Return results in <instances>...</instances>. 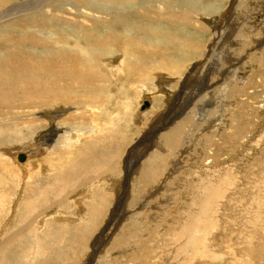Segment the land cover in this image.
Wrapping results in <instances>:
<instances>
[{
  "label": "bare ground",
  "instance_id": "bare-ground-1",
  "mask_svg": "<svg viewBox=\"0 0 264 264\" xmlns=\"http://www.w3.org/2000/svg\"><path fill=\"white\" fill-rule=\"evenodd\" d=\"M231 4V0H0V168H2V171H5V174L11 173L9 168L13 165L19 168L20 164H17V161L15 162L17 160L16 157L19 155L18 152L30 153L31 155L32 150L37 148L34 149L33 147L41 145L35 139V135L39 133L38 130L41 128L48 125L50 128H54L59 123L58 121L68 126L62 134L58 135L53 147V143L47 146L44 143V163L47 161V170L53 176L48 178V189L40 182L35 183L33 187H29L30 192L28 197L23 198L16 193L21 191L22 186L14 185V179L11 174L8 177L5 176L6 180L12 181V187L15 190L18 189L14 194L13 201L11 200L12 205L8 207L3 220L2 218L0 219V237L4 234L9 221L14 218L13 215L17 214L19 206H21L22 210L19 215L20 223L26 221L27 217L30 219H27L28 221L18 228V234L27 231L29 228L35 230L38 227V223L42 225L43 219L48 215L38 214L37 211L36 214L38 215L36 217L32 215L33 210L36 209L35 203L37 202L35 201H38L44 194L47 195L50 192V185L54 186L57 190V193L52 197L53 201L57 200L61 202L65 199L63 197L67 195V192L69 193V189L75 185L78 179L81 180L80 176L84 175L82 172L84 167L81 162L86 154L95 152L92 151V143L98 142L102 138L101 135L106 137L108 134L111 135V133L116 134L117 129L113 127L117 126L121 121L127 125L125 122L128 118H131L139 127L141 122L138 120L143 119L144 113H150V117L151 114L152 116L155 114H153L155 110L154 106H157L160 98L164 99L165 102L168 100V97L162 94L154 95L152 98L148 96L144 97V99L140 98L142 99L141 102H135L137 103L135 105L137 106L136 111H138L139 106V111L146 110L150 104L151 108L149 107L146 112L137 113L132 108V105H134L135 94L138 90L146 87L149 88V86L153 85L160 88L162 84L169 81L172 82L170 77L176 75L178 79L175 81L174 86L171 83L163 89V93L166 95H175L176 85L181 81L182 76L188 72L189 66L204 54L206 46H208L207 43H203L202 38H204L207 31L210 32L219 25L220 19L224 17V20L227 21L228 15L232 14L231 7L228 8ZM262 8L264 10V3H262ZM216 13L217 15L220 13V18L217 22ZM242 26H246L245 23ZM254 28L255 26H251L250 32H248L253 41L252 45L249 44L251 47L249 45L244 46L246 36L242 33L236 35L237 38L234 39L237 45L245 47L244 49L241 48L243 54L247 52V47H250L246 58L250 61L252 68L244 77L253 79V83L250 86L252 92L245 91L247 82H244V80L246 79L237 76L232 71L224 74V67L220 62L211 64L210 67L214 71L211 74L216 73L224 80V84L221 87L219 86V89L222 88V94L221 96L219 95L220 99L216 95L218 89L214 88L203 95L205 98L208 96V99L201 101L199 99L200 105H197V111L194 112V110L188 109V113H182L181 110L172 112L166 119L168 125H165L162 131L156 134L158 136H156L158 141L156 147L154 146L155 148L146 154L140 166H136L132 178L128 177V179L133 180L134 189H132L134 191L144 182L150 181H153L152 183L156 187L158 186L157 189L163 187L162 185L166 187L170 186V184L159 182H169L165 179L166 176L173 180V182L183 181L186 185H184L186 188L183 192V200L187 201L189 205H183L184 207L188 206L185 211L183 209V217L180 216V219H170V222L173 223V228L171 226L173 235H165L162 233L163 229L158 233L163 236L164 241L161 243L170 244L172 248L171 252L173 250V253L170 252V259L161 260L165 264H245L248 257H257L255 253H263L264 245L261 247L258 244L256 245L258 241L255 240V242L254 237L255 234L259 236L258 234L264 233V134L258 136V138H254L255 134H258V131L251 132L242 127L239 123L240 118L236 119L232 113L233 110L229 112L228 118H219V114L215 116L209 110L212 108L218 109L224 102H230L229 100L235 97L236 102H239L240 97L243 98L244 95H251L250 99L255 103L259 102L258 93L261 90H255L254 88L257 86V82H259L256 77L257 73L262 78V84L264 85V26L261 27L262 34L259 32L260 36L255 34ZM233 53L234 50H228L225 54L227 56L226 61H228V65L230 64V66L233 65L232 59L235 58L229 54ZM214 54L216 55L215 52ZM257 65H259L258 69H256ZM209 70L210 68L207 72ZM235 70L238 71L236 68ZM167 76H169L170 80L167 79ZM193 78L196 79L194 76ZM190 79L189 76L187 81ZM193 81L190 83H193ZM226 82L230 87L236 83L238 85L242 83V85L228 88L225 84ZM224 85L228 90L224 89ZM209 86L210 82L206 80V83H202L201 86L196 87V92L202 94L206 89H209ZM191 87L193 90L194 85H191ZM202 89L204 90L202 91ZM226 92L230 97L226 98L228 100H223L222 98H225ZM200 93L197 94L198 98L199 96L201 97ZM191 99L190 105L194 107L195 103ZM218 99L220 104H218ZM143 101H148V104L144 108H141ZM188 101L186 102L188 103ZM110 105L116 106L113 108V111H108ZM43 108L47 109L42 111ZM164 108L166 107L162 109ZM192 109L196 110V108ZM255 110L262 115L259 107ZM157 113L158 110L156 109V116ZM111 114L112 116L119 115V117L117 116L118 122L114 120L117 125L112 122L113 120L111 121L115 125H112L113 129H109V125L105 126L106 122L113 118H110ZM151 119L154 120L153 122H156L155 118ZM201 119L202 121L200 122ZM196 121L200 122L201 129L199 130L201 132L204 131L205 136L209 137V134H213L210 136L212 139L219 138L221 140L222 136L226 134L228 142L235 148L231 154L232 156L227 157L229 159L226 157L221 158L218 162L213 161L214 163L208 161V163H203L205 166L201 165V163L199 164L198 161H195L196 163L191 161L193 163L191 169L188 165L189 171L187 169L183 177L180 176L181 178L176 180L179 175L172 178V174L177 171L180 162L178 159L177 161L175 159L172 163L168 164L165 155L169 152L173 153L171 151L172 148V150L175 149L183 155L190 153L192 149L191 142L193 141H189V135L192 128L194 129V126L197 125V123H194ZM123 123L120 125H123ZM188 125L190 129L187 127ZM260 127L261 129L263 128L262 126ZM53 130L51 131L52 138L57 133L56 130L55 133ZM187 130L189 131L188 133ZM82 137H85L89 141L86 146L84 145L85 143H81ZM191 138L193 137L191 136ZM19 142H22L21 145L18 147L19 144H17L16 147H21V150L15 152L12 145ZM212 143L214 144L213 140ZM78 144H80L79 147ZM207 144L208 142L201 141L200 146L202 148L197 150V152H204ZM51 151L54 153L51 154ZM165 152L166 154H164ZM49 154L51 155L49 156ZM20 157L25 160L28 155L27 157H24L22 154L19 156V162H23L24 160L20 159ZM80 158H82V161H79ZM120 160L119 163L121 162ZM209 163H211V166L207 167ZM119 166L121 167L122 165L119 164ZM43 168L40 169L41 172ZM108 169L107 171H109ZM22 171H24V168H22ZM125 171L127 172V170ZM119 173L122 172L120 171ZM25 174L20 175L22 179ZM130 179L128 180L129 183L131 182ZM111 180L113 181L114 178ZM112 181L110 184H114ZM250 181H252L251 184ZM120 182L117 181V184L115 183L112 186L114 190L113 197L109 196V198H114L115 194H119L120 189H122ZM183 182L181 183L183 184ZM107 184L109 185V183H106V186ZM108 187L111 186L109 185ZM150 187L148 188L150 189ZM163 191L166 192L164 189ZM104 193L106 194V192ZM104 193L102 194L103 196L108 195V193L107 195H104ZM131 193H129V196H131ZM97 194L99 195V193ZM236 196H238V201L235 200ZM18 197L20 204L17 203L18 201L14 203V200H17ZM107 200L105 201L107 202ZM43 201H45L44 197L40 202ZM0 202V206H3V198ZM74 202L76 203L77 201ZM52 216L56 220L55 222L64 220L58 214ZM66 216L64 215V217ZM135 218L137 219V217ZM73 219L70 220L73 221ZM239 223L241 230L238 232ZM218 225L220 226L219 228ZM83 226L78 225L75 229H84ZM150 227H148V231H150ZM9 228L11 230V227ZM154 228H156V223L152 222V230ZM167 228L166 230H168ZM58 229L61 230V228ZM171 229L169 228V231ZM130 230L133 231L134 229L131 228ZM259 230L260 233H258ZM80 232L81 235L84 233ZM11 235L6 236L5 241H0V246L7 244L10 239H14ZM1 238L3 239V237ZM214 238L215 240L217 239L218 245L223 247L222 249L219 247V249L226 251H220V253L218 251V254H214L216 250L215 246H213L215 245L213 242ZM263 238L264 234L263 236L261 235L262 240H264ZM16 239L19 240L18 237ZM157 240H159V237ZM105 242L101 241L100 246L103 247L102 245ZM160 244L158 245L161 246ZM39 246L41 245H36V249H33V257L28 256L29 250L28 254L20 256L19 264H33L32 260H36L34 257L38 253L37 250L41 249L43 252V248H39ZM241 249L244 252L242 255L245 256H239L238 258L237 255L242 251ZM162 250L165 251V249ZM209 253L210 255H208ZM191 255H202L203 260L197 261ZM139 256L141 257L142 255ZM163 256L166 257V255ZM209 256L210 258L207 260ZM157 257H160V255ZM156 259L153 256L149 259L145 258L147 261L144 264H156L158 262ZM139 262L141 263V261ZM158 263L161 264L160 260Z\"/></svg>",
  "mask_w": 264,
  "mask_h": 264
},
{
  "label": "rangeland",
  "instance_id": "rangeland-1",
  "mask_svg": "<svg viewBox=\"0 0 264 264\" xmlns=\"http://www.w3.org/2000/svg\"><path fill=\"white\" fill-rule=\"evenodd\" d=\"M235 1L231 0L232 4L230 6H228V8L231 7L230 10H231L232 14L230 13L228 15L229 18L227 19V21L224 20V17L222 19H220L219 20L220 22L218 23L219 25H217L215 28H213L212 31H210V32L207 31L204 38H202L203 43H207V45H208V46H206L207 48L205 49V52L202 55L203 57L201 56L202 58L201 57L198 58L197 60H195L192 63V65L189 66L188 72H186V74H184L182 76L181 81L176 85V91L174 93L175 95H171V94L166 95L165 93H163L164 92L163 89L166 88L167 85L171 84V83L174 86L175 81L178 79V76L176 77V75H173L172 77H170L172 82L169 81L170 78H169V76H167V79H169V80H166V81H169V82L162 84L160 88L158 86L156 87L155 85H153V86H149V88L146 87V88H144L142 90H138V92H136V94H135L136 99L134 100V105H132V108L135 111L137 110V108H136L137 106H135V105H137L138 101L141 102V100L144 99V97L148 96V97L152 98L154 95L157 96L160 94L168 97L167 102H165L164 99L160 98L158 103H157V106L156 105L154 106L155 110H154L153 114L155 113L154 114L155 116L154 115L152 116V114H151V117H150V113H147L149 115L144 113L145 116L143 117V119L138 120L139 122H141L139 124V127H138V125L136 123H134V121L131 118H128L127 121L125 122L127 125H125L123 123V121H121L117 125L116 121H114V120H117V122H118L117 116L119 117V115H115V116L113 115L112 116V114H113L112 113L110 115V118L111 117H113V118L109 119L106 122L105 126L109 125V127H108L109 129H113V128L115 129L116 128L117 129V132H115L116 134L111 133V135L108 134L106 137L104 135H101V137L102 138L104 137V139L101 138L98 142L95 141L96 142L95 144H97V145L92 143L93 144L92 145V151H95V152L86 154L85 157H83V161L81 160L82 158L79 159V161L80 160L82 161L81 163H82V166L84 167V170L82 171L84 173V175L80 176L81 180L78 179L77 182L75 183V185L69 189V193L67 192V195L63 197L65 199L61 202H58L57 200L53 201L52 197H54V195L57 193V190L54 186L50 185L49 186L50 192H48L47 195L46 194L43 195L45 201L40 202V200L42 201L43 197L38 199V201L37 200L35 201V202H37V203H35L36 209L33 210L32 215H35L34 217H36L39 213L41 215L42 214L48 215L43 219L44 221H43L42 225H40L38 223V227H36L35 230H32L29 228V229H27V231H23L22 233L18 234L17 233L18 228L20 226L24 225L28 221L27 219H30V218L27 217L26 221L20 223L19 215H20L22 210H21V206H19V204H20V202L18 201L19 197L17 200H14V203H16L18 201L17 203H19V204H17V205L19 206V209L17 211V214L13 215L14 218H12V220L9 221L8 226H6V229L4 230V234L1 236V237H3V239L0 237L1 238L0 241L1 242L5 241L6 236L11 235V234H12L11 237H13L15 240L12 239L13 240V243H12V240L10 239V241H8L7 244L0 246V264H19L20 256H22L23 254H26L28 252V250L31 252V253L28 252L29 254L27 253L28 256L33 257L34 254L32 255V252L36 249V245H41V246H39V248L42 247L43 252L41 249L37 250L38 253L35 255L36 257H34L36 260H32L33 264H73V263L74 264H96V263L97 264H101V263L102 264H134V263L135 264H144V262L147 261V260H145V258L149 259L152 256L154 259L157 258L156 261L159 262V260H160L161 264L162 263L165 264V262H163L161 260L170 259V254L173 253V250L171 252L172 248L170 247V244L168 245L165 242H164V244L161 243L162 241H164L162 238L163 236H161L158 233H160V231L163 229L162 233H164L165 235H167V236L173 235V231L171 229V226L173 225V223L170 222V219H174V218L180 219V216L183 217L184 211L187 209L186 207H188V206H185V207L183 206V205L188 204L187 201L183 200V195H184L183 192H184V189L186 188L185 183L183 181H181V182H183V184L180 181H176V182L174 181L173 182V180L167 178L168 176H166V178L165 177L164 178L167 179L169 182H167V181L166 182L159 181V182L164 183V184H170V186L168 185L166 187V186L162 185L163 187L157 189L158 186L156 187V185L152 183L153 181H150V182H144L143 184L140 185V187L137 190L134 191L133 190L134 184L132 183L133 180L129 178L131 181L129 183L128 177L132 178V176L134 175L133 173H134L136 166L137 165L140 166L142 164L146 154H148V152H150L151 150H153L156 147L157 142H158L157 141L158 136L156 134L159 133L160 131H162V128L165 125H168V123H166V121H167L166 119L168 118V116L170 114H172V112H174L175 110L176 111L181 110L182 113H185V112L188 113L189 110H194V112L197 111L198 106L200 105V101L209 98L208 96H206L207 98H205V96H203V95L205 93H208L209 91H212L214 88L218 89V93L216 95L220 99V96L222 94V92H221L222 88L219 89V86L221 87L224 84V80L222 78H220L216 73L211 74V72H214V71H212V69L210 67L211 64L216 63V62H220L222 64V66L224 67L223 68V70L225 71L224 74H228L229 71H232L237 76H240L243 79H246V80H244V82H247V86L245 88V91L246 92H252V88L250 86L253 83V81H252L253 79L252 78L247 79L244 77L245 75H247L248 71H250L252 68L250 61L246 58V56L248 55V52L250 51V47L253 44V41L250 38V33H248V32H250L249 29L251 28V26H255V28L253 29V31H255V34H257V36H260L262 34L261 27L264 26V10L262 8V3H264V0H235ZM236 3H237V5H236ZM152 10H156V9H152ZM247 10H248V12H247ZM219 14L218 15H217V13L215 14L216 15V22L220 18ZM225 18H226V15H225ZM204 19H205V17H204ZM232 23H234V24H232ZM243 23H245L246 26H242ZM249 23H251V24H249ZM224 26H226V27H224ZM230 27H231V29H230ZM234 28H236V29H234ZM243 28H245V29H243ZM259 32H261V34H259ZM239 33H242L244 36H246V39H245L246 43L244 41L245 47L248 46L249 44H251V45H249L250 47H247L248 48V49H246L247 52H245L244 54H243L242 49H244L245 47H241L234 42V39L237 38L236 35H238ZM261 40H260V42H261ZM208 41H209L210 45L208 44ZM214 42H215V44H214ZM254 46H256V45H254ZM220 48H221V50H219ZM210 49H211V51H210ZM228 50H230V51L234 50L233 54H229V55H232L233 58H235V59H232L233 62L235 63V64L233 63L232 66H230V64L228 65V61H226L227 56L225 54ZM214 52L216 53V55L214 54ZM221 56H223V57H221ZM191 67H194V68L191 69ZM209 68H210V70L207 72V70ZM235 68L238 69V71H236ZM258 68H259V65H257L256 69H258ZM263 71H264V69H263ZM257 74H256V77H257L259 82H257V86L254 89L255 90H257V89L261 90L258 93V95H259L258 101L259 102L255 103L252 99H250L251 95L250 96L244 95L243 98L240 97L239 102H236V97H235L234 99L229 100L230 102H228V101L224 102V104L220 105V107L218 109H215V108L209 109L211 114H213L215 116L217 114H219L220 115L219 118H223V117L228 118L229 112L231 110H233L232 113L236 117V119L240 118L239 123L242 127H245L246 130L251 131V132H254L256 130L258 131L259 135L256 133L254 138H258V136L264 134V125H263L264 124V116H263L264 115V97H263L264 96V85L262 84V80H261L262 78L259 77L260 75L258 76ZM189 76L191 79L189 81H187V78ZM193 76L196 77V79H194ZM203 76H204V78H203ZM228 79L230 80V78H228ZM198 80H200V81H198ZM206 80L210 82L211 88L209 86V89H206L202 94L200 92H196V89H197L196 87L201 86L202 83H206ZM192 81H193V83H190ZM196 83H197V86H196ZM186 84H187V86H186ZM225 84L228 88L230 87V86H228L227 82ZM240 84L242 85V83H240ZM191 85L192 86L194 85L193 90H192ZM241 85H238V83H236V84L232 85L230 88L241 86ZM227 87L225 88V85H224L225 90H228ZM159 90H161V91H159ZM203 90L204 89H202V91ZM141 91L144 93V95ZM198 93L201 94V97L199 96V98L197 96ZM249 94H251V93H249ZM229 97H230V95L227 94V92H226L225 98H222V99L224 100V99L229 98ZM140 98H142V99H140ZM190 99L193 103H195L194 107L192 105H190ZM199 99H200V101H199ZM219 99H218V104H220ZM226 100H228V99H226ZM136 101H137V103H135ZM186 101H188V103ZM173 104L175 105V107H173V109H170L171 105H173ZM184 105H185V107H184ZM110 106L112 109L110 108ZM110 106L108 108V111H113V108L116 107L114 105H110ZM139 107H138V111H139ZM149 107L151 108V104ZM149 107L144 111H139V112L136 111V112L137 113L146 112V111H148ZM163 107H166L167 109L166 108L162 109ZM258 107H259V110L262 111V115H260L261 113L256 112L255 109ZM192 108H196V110L192 109ZM229 108H231V109H229ZM45 109H47V108H43L42 111H44ZM156 109L158 110L157 116H156ZM160 109L162 110V112ZM257 115H258V117H257ZM141 116H143V115H141ZM147 117H148V119H147ZM151 118H155L156 122H153L154 120ZM109 121H110V123H109ZM111 121L114 122V124L117 126L113 125V123H111ZM201 121H202V119L200 120V122ZM58 122L59 123L56 124L54 126V128H52V127L50 128L48 125L46 127L41 128L40 130H38L39 133H37L35 135V139H37L38 144H41V145L40 146H34L33 147L34 149L36 147L37 148L35 150H32L31 155H30V153H23L21 151L18 152L19 150H21L20 149L21 147L20 148H18V147L21 145L22 142L16 143L15 145H12L13 150H15V152L19 153V155L16 157L17 160H15V162L17 161L16 163L20 164V167L18 168L16 165H13L12 167L9 168V170L11 171L10 174L14 179L13 180L14 185H20V186H22V189H21V191L16 192L18 188L15 190L12 187V183H11L12 181L6 180V177L10 176V174H5V171H2V168H0V194H1L0 200L3 198V202H4V205L0 206V209H1L0 219L2 218V220H3V216H5V214L7 213L8 207H10V205H12L11 200L13 201L14 196H15L14 195L15 192L17 193L18 196H22L23 198L24 197L27 198L29 195V192H30L29 187H33L35 185V183H38V182L42 183L44 185V187H46V189H48L47 188L48 187L47 182H49L48 178H51L53 176H51L49 170H47V168H48L47 161H45V163H44L43 158H44L45 152L43 151V148H45L44 143H46V146L51 145L53 143V145H52V147H53L56 139L58 138V135L62 134V132L65 129H67V127H68L67 125L62 124L60 121H58ZM200 122H198V121L194 122L195 124L197 123V125L196 126H194L195 124L193 125L194 129L192 128L191 134L189 135V137H190L189 141H193V142H191V144H192L191 148L192 149L190 150V153L183 155L182 153H180L179 151H177L175 149L172 150L173 148L171 149V151H173V153H170V152L167 154H166V152L164 153V154H166L165 159H166V161L168 160L167 161L168 164L172 163V161L175 159H176V161L178 159V161L180 162V165L177 168V171H175L172 174L173 175L172 178L179 175V177H177L176 180H179V178L183 177L184 173L187 172V169L189 171L188 165L191 169L192 164L196 163L197 161L199 164L201 163V165H204L205 163H208V161L218 162V160L221 158H225V157L227 158L228 156H232L231 154H232L235 147L230 145V143L228 142V138L226 137V134H224L222 136L221 140L219 138H217L218 140L212 139V137H210V136L213 134H209V137L206 135L208 138L207 139V138H205L206 136L204 135L205 132L204 131L201 132L199 130V129H201ZM122 123L124 126L120 125ZM112 125L115 127H113ZM118 126H119V129H118ZM260 126H262L263 128L261 129ZM187 127L190 129L189 125ZM120 128H122V129H120ZM52 129H54L53 130L54 133H55V130L57 131L56 135L53 138H52V134H51ZM188 130H187V133L189 132ZM196 130H197V132H196ZM196 133L198 136L195 135ZM38 135H40V136H38ZM193 135H195V136H193ZM191 136L195 140L193 138H191ZM197 138H199V139H197ZM85 139H86L85 137H82L81 143H85L84 145L86 146L89 143V141L87 139L86 140ZM212 140L214 141V144L212 143ZM37 141L35 140L36 143H37ZM196 141H198V142H196ZM201 141L205 142V143L208 142L206 150L204 152H197V150L202 148L200 146ZM219 141L222 143L220 144ZM17 144H19L18 147H16ZM128 144H130V145H128ZM79 145L80 144H78V147H79ZM15 147L17 150L15 149ZM142 149H143V151H142ZM56 152H58V151H56ZM53 153L54 152L51 151V154H53ZM21 154L24 157H27V155H28V157L25 160H24V158L22 159V160H24L23 162H19V156ZM51 154H49V156ZM0 155H1V153H0ZM118 155H120V156H118ZM227 159H229V158H227ZM27 160H29V161H27ZM103 160H105L106 162L105 161L103 162ZM119 160L121 161L120 163H119ZM100 164H101V166H100ZM119 164H121L122 166L120 167ZM201 165H199V166L201 167ZM22 166H24V167H22ZM210 166H211V163H209V165L207 167H210ZM21 167L24 168V171H22ZM30 167H31V169H30ZM42 167H44V168H43V171L41 172L40 169H42ZM102 167H103V169H102ZM106 168L107 169L110 168V169H108L109 171H107ZM120 169H122V170H120ZM125 170H127V172ZM120 171L122 173H119ZM20 173H22V174L26 173L25 175H23V179H22V176H20V175H22ZM107 178H109V179H107ZM112 178H114L113 181L111 180ZM106 179L109 181H107ZM115 180H117L118 182L121 181L120 184H121L122 189H120L119 194H117V195L115 194L114 198H111V197H113L112 195H113V191H114L112 189V186L115 185V183L117 184V181L115 182ZM111 181L114 182V184H110ZM106 183H109V185L111 187H108L109 186L108 184L106 186ZM131 183H132V185H131ZM251 183H252V181H250V184ZM105 186H106V188H105ZM127 186H128V189H127ZM100 187L102 190L100 189ZM148 187H150V189ZM103 188L105 189V191ZM168 188H170V189H168ZM89 189L91 190V193H90ZM163 189L166 192H164ZM92 190L94 191V193ZM172 190H174V191H172ZM99 191H101L102 193ZM128 191H129V193L132 192L130 194L132 197L129 196ZM143 191H144V193H143ZM104 192H106V194ZM88 193H89V195H88ZM97 193H99V195ZM103 193H104V195H107V193H108V195H107L108 197L103 196L102 195ZM127 193H128V195H127ZM238 194H240V193H238ZM109 196H111L110 197L111 199L109 198ZM124 196H126V197H124ZM128 196H129V199H128ZM72 198L76 199L74 201H77L76 202L77 204L73 201ZM107 198H108V200H107ZM124 198H126V199H124ZM30 199H33V198H30ZM91 199H92L91 202L94 201L93 203L90 202ZM99 200L100 201L102 200V201L100 202ZM105 200H107V202ZM235 200L238 201V196H236ZM109 202H111V203H109ZM138 203L140 204V206ZM0 204H1V202H0ZM103 205H105V206H103ZM183 209H184V211H183ZM36 211L38 212V214H36L37 213ZM113 211H115V213H113ZM42 212H44V213H42ZM54 214H58V216H61L62 218H64V220L62 219L60 222H55L56 220L52 216ZM107 214H108V216H106ZM131 214H133V215H131ZM176 214H178V215H176ZM64 215L65 216L67 215V216L64 217ZM130 215L133 216L132 218H134V219H136L135 217H137V219L136 220L132 219ZM73 217L75 220L73 219ZM141 217H142V219H141ZM145 217L148 219H146ZM66 218H69V219H66ZM70 219H73V221ZM179 219H178V221H179ZM152 222L156 223V228H154L153 230H152ZM93 224H94V226H92ZM78 225L79 226L84 225L83 226L84 229L82 228L80 230H76L75 228H77ZM87 225H89V226H87ZM116 225H118V226H116ZM239 226H240V223H239ZM9 227H11V230ZM148 227H150V231L152 230L151 232L148 231ZM219 227L220 226L218 225V228ZM58 228H61V230H59ZM88 228H89V230H88ZM124 228H125V231H124ZM131 228L134 230L131 231L130 230ZM145 228H147V229H145ZM166 228L168 230H166ZM169 228L171 229L170 231H169ZM172 228H173V226H172ZM239 230H241V226L238 228L237 231L239 232ZM80 231L84 232V233H82L83 236L81 235ZM211 231L213 232V230H211ZM91 233H92V235H91ZM166 233H168V234H166ZM258 233H260V230L258 231ZM119 234L122 235V237H120ZM263 234H258L259 236H257L255 234V237H254V241L255 240L258 241V243H256V245L258 244L260 247L264 245V240L261 239V235L263 236ZM144 236H147V237H144ZM151 236H153L154 238ZM16 237H18L19 240L16 239ZM107 237H110V238H107ZM158 237H159V240H157ZM88 239H90V240H88ZM101 241H104V242L106 241L105 244L102 245L103 247L100 246ZM114 241H116V242H114ZM259 241H260V243H259ZM9 242H11V243H9ZM151 242H152V244H151ZM213 242L215 243V245H213V246H215V249H216L215 253H214L215 255L218 254V251H219V253H220V251H226V250H221L223 247H220V245H218L217 239L215 240V238H214ZM261 242H262V244H261ZM34 243H36V244H34ZM8 244H10V245H8ZM32 244L34 245L35 248L33 247ZM57 244H59V245H57ZM145 244H147V245H145ZM158 244H160L161 246H159ZM24 245H25V247H24ZM27 246H28V248H27ZM86 246H88V247H86ZM156 246L159 248H157ZM31 247H32V249H31ZM46 247H47V249H46ZM145 247H146V249H145ZM219 247L221 249H219ZM162 249H165V251ZM241 250H242L241 251L242 253L239 252L240 255L237 253L238 258H239V256L240 257L245 256V255H242L244 253L243 249H241ZM146 251H148V253H146ZM156 251H157V255H156ZM158 251H159V253H158ZM123 254H125V255H123ZM139 255H142V256L140 257ZM159 255H160V257H157ZM163 255H166V257ZM208 255H210V253ZM255 255H257V257L256 256L248 257L247 262H245V264H261V263L264 264V247H263V253L262 254L261 253H255ZM259 255H261L263 257H261ZM191 256H194V255H191ZM100 257L102 258V260ZM34 258H31V259H34ZM194 258L197 261L203 260L202 255H198V256L195 255ZM199 258H201V259H199ZM209 258H210V256L207 257V260H209ZM143 259H144V261H143ZM139 261H141V263ZM158 262H156V264H159Z\"/></svg>",
  "mask_w": 264,
  "mask_h": 264
},
{
  "label": "water",
  "instance_id": "water-1",
  "mask_svg": "<svg viewBox=\"0 0 264 264\" xmlns=\"http://www.w3.org/2000/svg\"><path fill=\"white\" fill-rule=\"evenodd\" d=\"M147 104H148V101H143V102H142V105H141V108H144ZM174 106H175L174 104L171 105L170 109H173ZM20 159H22V157H20ZM113 213H115V211H113ZM113 213H112V214H113Z\"/></svg>",
  "mask_w": 264,
  "mask_h": 264
}]
</instances>
